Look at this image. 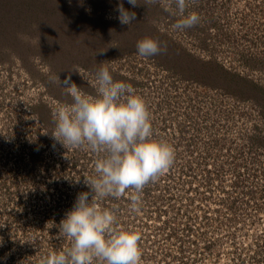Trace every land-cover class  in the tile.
Segmentation results:
<instances>
[{
    "label": "rangeland",
    "instance_id": "rangeland-1",
    "mask_svg": "<svg viewBox=\"0 0 264 264\" xmlns=\"http://www.w3.org/2000/svg\"><path fill=\"white\" fill-rule=\"evenodd\" d=\"M121 3L136 12L130 25ZM174 9L0 0V264H39L69 246L59 224L103 154L54 141L53 110L72 102L66 78L95 95L102 65L144 98L152 138L175 152L138 193L139 211L134 189L95 199L115 229L139 234V264H264V0H188L200 21L184 30ZM144 37L162 51L140 56Z\"/></svg>",
    "mask_w": 264,
    "mask_h": 264
},
{
    "label": "clouds",
    "instance_id": "clouds-1",
    "mask_svg": "<svg viewBox=\"0 0 264 264\" xmlns=\"http://www.w3.org/2000/svg\"><path fill=\"white\" fill-rule=\"evenodd\" d=\"M128 3L135 6L141 0H128ZM174 4L173 14L179 17L173 25L175 30L199 23L196 12L185 14L188 0H174ZM117 11L121 24L135 21L136 12L122 3ZM136 49L140 56L150 57L161 52L162 46L157 39L144 37L137 41ZM61 83L72 102L53 110L54 141L65 147L87 145L103 155L94 162L95 175L85 177L89 191L77 194L59 224L58 235L69 238V246L49 252L40 258L39 264H93L94 260L100 264H139V234L115 229L114 211L98 207L95 199L119 198L128 189H134L136 194L130 197V209L139 211L138 193L171 167L174 149L168 142L152 138L146 101L129 83L114 79L109 67L98 68L92 82L95 95L85 94L75 82L70 83V77Z\"/></svg>",
    "mask_w": 264,
    "mask_h": 264
},
{
    "label": "trees",
    "instance_id": "trees-1",
    "mask_svg": "<svg viewBox=\"0 0 264 264\" xmlns=\"http://www.w3.org/2000/svg\"><path fill=\"white\" fill-rule=\"evenodd\" d=\"M128 82V81H127Z\"/></svg>",
    "mask_w": 264,
    "mask_h": 264
}]
</instances>
